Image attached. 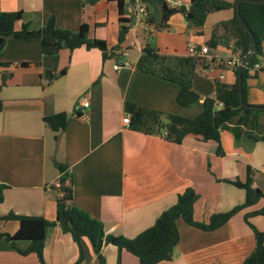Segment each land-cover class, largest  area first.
<instances>
[{"label":"crops","instance_id":"1","mask_svg":"<svg viewBox=\"0 0 264 264\" xmlns=\"http://www.w3.org/2000/svg\"><path fill=\"white\" fill-rule=\"evenodd\" d=\"M182 1L190 7L191 0ZM124 3L121 16L118 0H0V12H23L17 30L24 24L39 30L52 18L59 29L74 33L86 24L91 38L106 40L113 48L118 44L121 18L129 20L131 27L119 62L85 47L44 55L40 39L8 38L0 52V84L2 74L9 75L0 93V186L5 187L0 216L14 213L56 221L61 174L57 164L66 165L73 175V205L100 221L106 235L128 239L152 228L190 188L198 196L194 219L199 223L243 205L245 190L226 181L245 182L249 167L254 170V187L264 192V111L258 116L257 130L246 126L240 139L231 130L222 131L220 144L193 137L174 144L124 123L130 117L127 103L195 119L204 111V100L215 95L216 81L227 86L236 83L235 68L229 65L240 58L234 51L235 39L217 28L230 21L234 11L210 14L201 29L190 27L183 14H175L168 29L160 30L161 11L156 8L150 10L155 22L145 29L134 25L132 5L128 0ZM215 31L223 40L212 52L225 65L213 71L199 67L193 90L200 99L189 106L177 102L179 84L137 70L145 45H153L161 54L188 56L189 45L208 46ZM259 65L246 81V99L251 106L264 107V56ZM63 70L65 75L48 79L46 73ZM61 113L68 114L69 122L57 133L44 119ZM238 119L229 125L234 127ZM263 207L264 199L214 231L179 219L180 240L173 259L159 264H244L257 245L245 217ZM249 222L264 232V216H253ZM19 228L17 221H0V234L14 236ZM81 242L84 257L78 264H100L91 241L84 237ZM30 246V241L21 240L13 247L0 236V264H37L35 253H21ZM102 255L106 264H140L135 255L111 244H104ZM44 256L46 264H75L79 248L71 234L55 226L49 231Z\"/></svg>","mask_w":264,"mask_h":264},{"label":"trees","instance_id":"2","mask_svg":"<svg viewBox=\"0 0 264 264\" xmlns=\"http://www.w3.org/2000/svg\"><path fill=\"white\" fill-rule=\"evenodd\" d=\"M146 2L149 10L147 17L149 26L155 22L150 10L160 9L161 19L157 27L160 30L168 29V22L175 14H183L190 27L201 29L210 14L233 10L235 13L234 17L217 28H223L226 34L235 39L234 51L240 54V58H252V62L244 68L242 73L244 101L249 105L246 99V81L254 67L259 64L260 59L264 56V4L254 3L250 0H235L234 3L224 0H191L188 9H176L170 8L162 0H146ZM238 2H241L239 10L237 9ZM118 3L120 14L124 16V0H118ZM238 11L247 27L240 21L237 15ZM22 18V11L0 12V52L5 48L10 37L16 39H40L44 55H57L64 49L74 51L85 47L88 50L98 49L103 53L104 59H116L119 62L122 45L131 29L130 21L121 18L118 44L113 48H109L106 40L91 38L90 27L86 24L81 26L79 32L74 33L69 30L59 29L52 18L39 30H30L28 24H24L20 30H17L16 24L22 21ZM251 33L254 35L258 47V51L253 57L250 55ZM221 40L223 39L215 31L212 39L207 44L209 48L217 49ZM22 66H29V64L23 63ZM200 66L208 67L200 58L190 55L174 56L161 54L153 45L147 44L143 48V53L137 63V70L179 84L180 92L177 102L179 105L187 107L200 99L199 94L193 90V80ZM234 70L237 75L236 83L232 86H227L216 81L215 95L204 100V111L195 119L165 114L127 103L125 109L131 118L130 128L145 134L161 136L165 140L179 145L188 137H193L203 143L216 142L220 144L222 131L231 130L235 137L240 139L246 126L251 125L254 130H257L260 111L243 107L239 94V67ZM46 74L48 79L52 81L65 75L66 70L54 75L51 73ZM8 79L9 75L2 74L0 93ZM2 109L3 103L0 99V111ZM235 117H239L238 122L234 127H231L229 122ZM44 121L49 128L59 133L66 129L69 116L67 113H61L48 116ZM249 138L258 140L253 135H250ZM218 153H222L221 146L218 148ZM57 167L61 174L58 187H56L59 193L57 197L56 221H48L42 217L20 216L14 213L0 216V221H17L20 224V228L14 236L9 234H0V236L10 242L13 247H16L18 241H30L31 246L29 249L21 253H35L38 256L37 264H46L44 252L47 237L49 231L55 226H60L63 232L71 234L77 244L79 259L75 264L83 260L84 250L81 240L84 237L91 241L100 264H106V260L102 255L104 244H111L116 246L119 251L126 250L132 253L139 259L140 264H159L171 261L174 250L180 240L177 227L179 219L182 218L187 224L201 230L214 231L229 222L241 210L254 207L264 199V192L253 185L254 170L249 167L245 182L240 180L226 181L245 190L246 200L243 205L237 206L230 212L213 215L208 223H199L194 219V205L198 196L195 190L190 188L180 195L175 206L159 217L152 228L134 239H128L123 236L106 235L105 227L100 221L91 218L86 212L73 205L75 184L73 175L66 165L57 164ZM4 189V186H0V202L4 201ZM256 215L264 216V207L247 214L245 217L246 222L254 231L257 245L255 251L245 260L244 264H264V232L259 231L249 222V219Z\"/></svg>","mask_w":264,"mask_h":264},{"label":"built area","instance_id":"3","mask_svg":"<svg viewBox=\"0 0 264 264\" xmlns=\"http://www.w3.org/2000/svg\"><path fill=\"white\" fill-rule=\"evenodd\" d=\"M130 4L132 5V13L134 15V25H142L146 29L148 27L147 23V17L149 14L148 11V3L146 0H128ZM164 1L170 8H189V5L185 4L182 0H162ZM189 55L192 57L200 58L202 59L208 66L209 70L213 71L215 68L222 69L224 67L225 63L217 58L212 52V49L209 48V46L204 45L201 47H197L196 45H189ZM126 66H129L130 64L127 62L125 63ZM229 65L233 68L240 67L242 65L240 58H234L229 62ZM248 65V64H247ZM246 65V66H247ZM245 66V67H246ZM115 68L118 70L120 66H115ZM261 67L259 64H257L254 67V70H259ZM224 78V75H221V79ZM84 103V105H86ZM124 123L126 125L131 124V118L128 116L124 119Z\"/></svg>","mask_w":264,"mask_h":264},{"label":"water","instance_id":"4","mask_svg":"<svg viewBox=\"0 0 264 264\" xmlns=\"http://www.w3.org/2000/svg\"><path fill=\"white\" fill-rule=\"evenodd\" d=\"M250 1L254 2V3L264 4V0H250ZM240 4H241V2L237 3V9L238 10L240 9ZM237 15H238L240 21L242 22V24L245 27H247V24L245 23V21L242 18V16H241L239 11H238ZM251 39H252V44L250 46V55H252V57H253L258 51V47H257L256 41H255V37H254V35L252 33H251ZM241 62H242V65L239 67V94H240V99H241L242 105H243V107L252 108V109H254L256 111H264V107L249 106L244 101V90H243L242 73H243V70H244L245 66L252 62V58L242 57L241 58Z\"/></svg>","mask_w":264,"mask_h":264}]
</instances>
